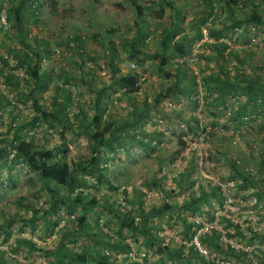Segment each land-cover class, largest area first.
Here are the masks:
<instances>
[{"label": "rangeland", "instance_id": "374dc122", "mask_svg": "<svg viewBox=\"0 0 264 264\" xmlns=\"http://www.w3.org/2000/svg\"><path fill=\"white\" fill-rule=\"evenodd\" d=\"M36 1L39 5L36 8V21L27 20L25 25L29 32L23 38L31 43L34 39L44 41L45 51L40 65L50 78L46 82L45 89L39 93L38 103L46 108L49 107V102L55 95V86L60 89L57 91L58 95L61 94V90L69 91L70 100L65 111L72 127L68 128L65 125L54 123V127L48 128L46 123L40 120L38 125L28 130V133L33 136L35 144L52 149L53 152H57V155L61 151H57L55 148L61 149L62 144L66 145L65 155L69 165L72 161L84 158L88 154L85 136L82 133L77 134V130L73 127L76 124L73 114L82 109L89 117L97 89L104 87V94L108 96L103 98V102H106L107 105L105 117L108 113H112L124 119L128 113L127 96L121 94V90L114 91L116 86L110 82V68L104 61L105 55H108L107 46L112 42L121 50L118 67L122 74H136L131 86L136 90L131 95L139 100L144 96L149 99L152 88H155L160 82L170 83L171 77L166 79L155 71L153 60L149 55L158 43L159 31L170 26L176 18L167 6H162L164 12L161 18H155L153 13L160 9L158 0H138L140 8H144L143 23L140 18L135 19L134 7L128 0ZM246 2L247 0H243V19L251 6H254L251 4L258 6L259 15L264 19V0H250L247 4ZM12 3L15 1L2 0L1 2L0 54L2 55L6 54L8 46L19 45L13 20L12 18L8 20L5 17L7 7ZM175 6L182 11L183 18L179 19L181 20L180 26L191 39L195 34L193 27L200 24L198 22L200 17L206 16L203 1L176 0ZM233 12L234 16L241 20V0L234 5ZM205 21L207 24L204 23ZM205 21L203 23L208 25V28L213 27L212 29H220L222 25L227 26L228 30H224L223 35L229 38L226 39L222 35L224 41L230 49L241 52V25L229 29V25L232 24L230 23L231 18L222 2H214V12ZM142 24L148 32L146 37L148 56L138 55V57L126 59L127 53L124 54L119 39L121 37L131 39ZM258 28H254L253 25H243V54L247 59L244 69L248 72L250 67L257 68L264 65V26ZM72 36L82 40V43H78L82 47V51L76 50ZM176 38L177 36L173 40ZM207 43L209 40L194 39L188 53L197 54V59L193 62H179L181 55H173L169 60L171 66L176 63H185L196 76L195 81L201 85L200 76L209 72L213 65V62L209 60L210 68H202L204 59L203 56L201 58L200 56L208 52ZM224 57L225 65L231 66L233 58L227 54V51L224 53ZM9 59L11 58L9 57ZM80 59L83 60L82 64L79 63ZM9 65H12L11 60H9ZM22 73L20 70V75ZM87 77L92 78L94 90H90L86 86L84 79ZM197 87L196 85L195 90L198 89ZM0 93L11 99L15 105L12 113L17 116L15 124H20L24 119L35 115L31 100L13 98L14 93L3 85L1 79ZM195 94L193 98L199 102L196 108L184 100L170 102L169 99H164L162 102L166 109L169 107L183 109L181 111L185 118L189 115L194 116L197 119L195 132H188L184 123L178 121L175 123V120L170 122L151 111L146 120L144 119L142 122L144 128L147 130L156 129L163 133L160 142L157 145L154 144L156 145L154 150L139 145L137 140L143 139L144 136L134 134L133 139L127 138V141H123V145L118 146L114 151H104L107 156L106 177L110 185L118 188L112 190L105 184H98L95 188L83 190L89 196L96 197L98 201L86 217L88 223L86 229L76 232L77 214L69 215L64 209L59 210L57 215L52 217L51 223L47 226L48 229H52L51 231L44 230L42 219L33 220L31 225L23 223L32 217L31 207L46 209L50 199L49 195L46 190L39 189L41 181L22 163H17L7 171V164L0 162V259L6 261V264H55L56 248L60 243H63L66 251L70 253H80L84 249L94 247L101 254L116 253L118 257L115 261L119 262L124 257V251L119 252L105 247L102 243L94 241L90 233L98 235L102 241H107L110 237L116 239L122 236V241L128 243L132 248L147 249V243H144L143 236L140 234L124 228L117 231L116 220L107 209L108 204L118 206L120 210L129 209L132 216H137L135 206L127 201V199L135 201L137 197L143 201V207L147 210L150 207H157L163 202L173 206V211L152 214L157 215L155 226L157 227L159 224L161 227L158 230L159 235L169 245H178L184 241L185 245H189L183 239L184 229L177 217L180 214L187 217L188 221L199 223L198 227H191L192 242L194 237L197 238V235L209 233L211 229H215L222 241L241 249V238L227 236L225 233L233 231L226 223V219L232 223L237 222L241 226V189L236 185L239 180L236 171L230 165V160L235 159L240 162L238 169H241V118L236 122L231 121L227 110H223L222 106L213 109L211 105L204 104L202 88L197 97ZM228 101L230 102L228 105L226 104V109L238 105L241 98L231 97ZM9 110L10 108L5 107L1 111L0 130L4 134H6V126L10 121ZM190 125H195L193 120L190 121ZM180 137L185 141L186 146L177 152V141ZM263 153L264 108L243 119V171L257 175L258 164ZM10 156L8 155L7 159ZM151 178L161 179L164 184L163 190H147L145 183ZM189 182L192 184L190 185ZM216 186L220 187L224 197L221 205L212 193ZM201 188L208 191L206 201L201 204V211L192 212L187 205L189 195L199 193ZM123 190L126 196L123 194ZM256 190V188L243 190V231H245L244 228L251 226L261 236L259 240L252 242L243 240V250L250 256H257L254 259L255 264H262L258 260L261 259V254H264V189L260 186V191L263 193V200L260 203L255 202ZM207 211L213 214V219L208 217ZM40 215L39 212L36 217ZM71 229H75V232L68 237H63L61 241L62 233ZM6 232L9 234L4 240ZM22 239L31 241L34 248L30 249L26 242H22ZM60 251L64 254L63 249ZM207 253L209 254L205 256L207 261L204 264H241L232 255L218 256L212 250ZM62 254L59 255L62 256ZM152 254L158 256L159 261L165 258L167 263L170 261L173 264L168 255H161L159 252ZM68 259L65 258V260ZM66 263L68 264V262ZM71 264L81 263L77 260L76 262L72 261ZM84 264L92 263L87 259Z\"/></svg>", "mask_w": 264, "mask_h": 264}, {"label": "trees", "instance_id": "16d2710c", "mask_svg": "<svg viewBox=\"0 0 264 264\" xmlns=\"http://www.w3.org/2000/svg\"><path fill=\"white\" fill-rule=\"evenodd\" d=\"M12 1H15V3L7 7L5 17L8 20L12 18L19 45L8 46L6 48V54H0V79L3 85L14 93L13 98L18 100H31L32 108L35 109V115L24 119L20 124H15L17 116L12 114L15 105H13L11 99H8L4 94L0 93V117L1 111L5 107L7 109L10 108L8 111L10 121L6 126V134L0 130V162L7 164V171L11 170L17 163H22L41 181L39 189L46 190L49 195L50 199L46 209L29 206L32 208V217L26 219L23 223H29L31 225L33 220L42 219L45 226L44 230L51 231L52 229H48L47 226L51 223L52 217L56 216L59 210L64 209L69 215L77 214V232L80 229H86L88 227L86 217L98 202L96 197L89 196L83 190L92 187L95 188L98 184H105L112 190L118 188L117 186L110 185L106 177L107 156L104 154V151H114L118 146H122L123 141H127V138L133 139L134 134L143 135V139L137 140L138 144L151 150H154L157 143L160 142L163 133L156 129L147 130L144 128V123H142L150 115L151 111L154 114H158L160 118L168 119L170 122L175 120V123L178 121L179 123L186 124L188 132H195L197 130V119L194 116L189 115L185 118L181 111L183 109L171 107L166 109L162 105L164 99H169L170 102L184 100L190 102L194 108L199 103L197 99L193 98L197 85L195 81L196 76L187 68L185 63H176L171 66L169 60L173 55L188 54L193 40L199 39L201 36L198 26L213 14L215 1L222 2L223 6L227 9L231 18L230 23H232L229 25V29L240 26L241 20L236 18L233 12V7L239 0H202L206 9V16L200 17L198 20L200 24L193 27L195 34H193L194 36L191 39L188 33H185L180 26L181 20L179 19L183 17L182 11L175 6L176 0H158L160 9L155 11L153 16L158 19L161 18L164 12L162 6H167L172 10L176 20L170 26L162 28L159 31L158 43L149 56L153 60L155 71L166 79L171 77V80L169 84L160 82L155 88H152L149 99L147 96H144L139 100L134 95H131L136 90L131 88L136 74L129 75L120 72L118 67L120 59L118 57L121 50L110 42L107 46L108 55H105L104 61L106 66L110 68V82L116 86L113 90H121V94L127 96L128 113L124 119L112 113H108L105 117L104 113L107 111V105L106 102H103V98H107L108 96L104 94V87L97 89L89 117L82 109H79L73 114L76 120V124L73 127L77 130V134L82 133L85 136L88 154L84 158L72 161L69 165L65 155L67 150L66 145L62 144L61 149L55 148L57 151H61L57 155V152H53L52 149L35 144L33 136L28 133V130L38 125L40 120L44 121L48 128L54 127V123L65 125L68 128L72 127L67 112L65 111L70 100V95L69 91L66 90H61V94L58 95L57 91L60 89L55 86V95L49 102V107L46 108L38 103L40 98L39 93L45 89L46 82L50 78L48 73L41 69L40 65L45 51L43 48L44 41L34 39L31 43L23 37L29 32V29L25 25L27 20L32 19L36 21V8L39 5L36 0ZM128 1L134 7L135 19L140 18L143 23L144 8H140L138 0ZM1 2L2 0H0V8H2ZM249 2L250 0H247L246 4ZM251 5L254 6H251L249 12L245 14L243 25H253L254 28L259 29L258 27L264 26V19L259 15L258 6H255L256 4ZM145 9H147L146 6ZM212 28L209 27L207 30V35L211 39L207 43L209 46L208 52L200 56V58L203 56L204 59L203 69L210 68L208 64L209 60L213 62L211 70L200 76L201 87L204 91L202 101L204 104L211 105L213 109L222 106L223 110H227L229 120L236 122L241 118V102L229 109H226L225 106L230 102L228 101L229 98H241V52L230 49L226 41H224L222 35L225 33L223 32L224 30H228L227 26L222 25L220 29ZM147 34V28L142 24V26L138 27L131 39H124L122 37L119 39L120 46L125 52L124 54L127 53L126 59H132L138 57V55H147V52H149L146 47ZM175 36L177 38L173 40ZM223 36L226 39L229 38L226 35ZM72 40L77 48L76 50L82 51V47L78 45V43H82V40L76 36H72ZM226 51L233 58L231 66L225 65L226 59L224 53ZM78 55L80 54L78 53ZM9 60L12 61V65H9ZM79 63L82 64L83 60L80 59ZM245 63H247V59L246 55L243 54V119L260 112L264 108V65L257 68L250 67V71L248 72L244 69ZM20 70L23 72L22 75H20ZM84 82L90 90H94L92 78L87 77L84 79ZM191 120L194 121L195 125H190ZM8 133L9 135H7ZM153 140H155V143L152 144ZM185 146V141L181 137L178 138L177 152L183 150ZM8 155H11L9 159H7ZM170 159H172L171 156ZM239 163L235 159L230 160V165L236 171V176L239 178L236 185L241 189V169H238L240 167ZM258 166L259 170L257 175H251L243 171V190L246 191L251 188H256L257 192L254 194L256 203H260L263 200V193L260 191V186L264 189V153ZM189 184L191 185L192 182H189ZM145 186L147 190H163L164 184L161 182V179L151 178L145 183ZM62 190L63 192H60ZM122 192L126 196L125 191L123 190ZM207 192L204 188H201L199 193H191L189 195L187 205L192 212L201 211V204L206 201ZM212 193L221 205L224 197L220 191V187L216 186L212 190ZM127 201L135 206L139 221H134V216L130 214L131 210L129 209L125 208L120 210L118 206L109 204L108 208L106 207L116 220L117 231L124 228L140 234L143 236L144 242L148 245L156 244L161 252L173 253L177 257V264L206 263L205 257L196 249L193 243L185 245L181 242L175 249H172L167 243L161 245V238L156 233H151L150 226L146 225L148 216L153 213L160 214L164 211H173V206L167 202H163L159 206L150 207L147 210L144 209L143 201L139 197L135 201L132 199H127ZM39 212L41 215L36 217ZM206 213L210 219L214 218L212 213L208 211ZM177 217L184 229L183 239L189 243L193 235L191 227H198L199 223L188 221L187 217L180 214ZM226 223L233 230L230 233L228 231L225 232L226 235L241 238V226L237 222L232 223L228 219H226ZM244 230L243 240H250L252 242L260 239V233L251 226L244 228ZM74 232L75 229L65 230L62 233L61 241L63 237H68ZM8 234L9 232H6L4 240H6ZM90 235H92L94 241L102 243V245L111 250L123 252L128 248V244L122 241V236L116 239L110 237L107 241H102L98 235L94 233H90ZM197 240L200 245L208 249L207 251L212 250L218 256L232 255L234 259L241 262V249L222 241L219 233H216L215 229H211L209 233L197 235ZM22 242H26L30 249L34 248V244L31 241L22 239ZM60 249H63L64 254H62ZM66 250L63 243L57 246L55 264H67L66 262L71 264L72 261L76 262L77 260L79 263L84 264L87 259L92 264H121V262L117 263L110 259L109 255L97 252L95 247L88 248L87 250L84 249L80 253H70ZM59 254H62V256ZM66 257L69 259L65 260ZM256 257L255 255L250 256L243 250V264H255L254 259ZM258 261L264 264L263 253L261 254V259L259 258ZM0 264H6V261L0 259Z\"/></svg>", "mask_w": 264, "mask_h": 264}, {"label": "built area", "instance_id": "2783aa9c", "mask_svg": "<svg viewBox=\"0 0 264 264\" xmlns=\"http://www.w3.org/2000/svg\"><path fill=\"white\" fill-rule=\"evenodd\" d=\"M204 23L207 24L206 21ZM204 23H202V24H204ZM206 24H204V25H201L200 24L198 26L199 33L201 35L200 38H199V40L200 41H207V40H209V42H210L211 39L207 35V30H208V27L207 26L208 25L206 26ZM147 42L148 41H146V43ZM181 58H183V59L181 60ZM196 59H197V54L191 55V54L188 53L186 55H181V57L179 59L180 60L179 62H189V61H192L193 62ZM196 83H197V86H198L197 88L198 89L195 90V93H196L195 96L197 97L198 96V93H199V90L202 87H201L200 84H198V82H196ZM156 218H157V216H148L146 225H149L150 226L152 233H156V234L159 235L158 230L161 227L159 226V224H158L157 227L155 226V223L157 222L156 221ZM134 221H136V222L139 221V217L138 216H134ZM196 239L197 238L194 237L193 242L190 240V242L188 244L193 243L195 245L196 249L205 257L209 253H207L206 249L202 245H200L199 242H198V240H196ZM105 254H108V253H105ZM111 254L112 255H109L108 254L109 255V258L112 259V260H114V261L117 260L116 258L118 257V254H116V253H111ZM123 254H124V257L121 260L122 262H124L125 259H126L127 261H129L127 263L132 262L133 264H171L170 261H168V263H167V261H165V258L162 261H159L158 260L159 257L158 256H154L146 248H138V249H135V248H132V246H130L129 244H128V248L124 251ZM205 259H206V257H205ZM155 261H156V263H155ZM175 263H176V260L173 262V264H175ZM197 264H199V263H197Z\"/></svg>", "mask_w": 264, "mask_h": 264}, {"label": "crops", "instance_id": "0c3cea01", "mask_svg": "<svg viewBox=\"0 0 264 264\" xmlns=\"http://www.w3.org/2000/svg\"><path fill=\"white\" fill-rule=\"evenodd\" d=\"M152 215V214H151ZM152 216H157V215H152ZM150 231H151V229H150ZM152 233V232H151ZM156 235H158V234H156ZM160 238H161V245L162 244H164V243H167L166 241H164L163 239H162V236H160V235H158ZM185 242V241H184ZM145 243V242H144ZM168 245H169V243H167ZM169 246H171L172 247V249H175V248H177V245H174V246H172V245H169ZM147 250H149L151 253H157V252H159L161 255H168V257L170 258V260H172L173 262L176 260V262H177V257H175L174 256V254L173 253H166V252H161L160 251V249L158 248V246L156 245V244H154V245H148L147 244ZM163 259V258H162ZM121 262V264H133L132 262H130V263H127V262H129V261H127L126 259H125V261L124 262H122V261H120ZM120 262H117V263H120Z\"/></svg>", "mask_w": 264, "mask_h": 264}]
</instances>
